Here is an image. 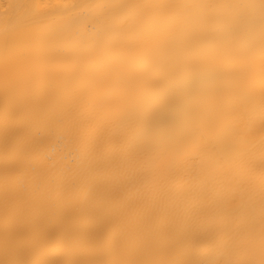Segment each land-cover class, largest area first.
<instances>
[{"label": "bare ground", "instance_id": "1", "mask_svg": "<svg viewBox=\"0 0 264 264\" xmlns=\"http://www.w3.org/2000/svg\"><path fill=\"white\" fill-rule=\"evenodd\" d=\"M0 264H264V0H0Z\"/></svg>", "mask_w": 264, "mask_h": 264}]
</instances>
